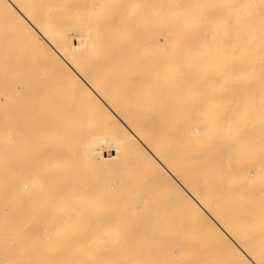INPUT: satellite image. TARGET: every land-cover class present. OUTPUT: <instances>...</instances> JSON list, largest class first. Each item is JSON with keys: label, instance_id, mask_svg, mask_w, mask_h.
I'll return each instance as SVG.
<instances>
[{"label": "bare ground", "instance_id": "6f19581e", "mask_svg": "<svg viewBox=\"0 0 264 264\" xmlns=\"http://www.w3.org/2000/svg\"><path fill=\"white\" fill-rule=\"evenodd\" d=\"M204 1L201 0L202 3ZM209 1L207 2L209 4L216 2V0ZM230 1L228 0V3L225 1L226 4L223 1L222 5L217 3L215 6H212L213 4L202 6L199 0H197L198 3L195 0H0V7L3 6L0 9L5 10V16L9 13L11 18H15V21L14 19L13 22L11 21V25L13 24L12 27L14 26L13 28L18 30L16 32L22 34V45L25 47L29 45L31 49L39 50L38 54L40 51L43 52L41 55L39 54L40 56L37 53H35L36 56L32 54L39 58L36 59L37 61L33 59L34 65L31 61H29L30 63L22 61L20 64L19 78L35 80L39 84H32L31 87L26 83L23 84L29 88L23 92L19 91L22 92L20 117L18 112L16 113V116L18 114L17 119L19 118L18 121H20V123L16 121L20 124L19 131H15L14 134L9 129V132L11 130L13 133L12 138L4 140L0 145V162L3 157L6 159L5 155L14 148L18 141L21 144H28L26 140L29 137L37 141L36 147L32 148L36 149L37 157L39 155L53 157L50 169L45 167L48 162L44 163L43 157L41 161L46 164L44 166L40 163L41 161L39 163L37 161H20L19 164L17 178L21 185L16 191V195L20 202L28 205L29 219L33 223L26 230L20 229L22 231L20 232L21 236L25 238L37 237L39 242L36 241L35 247L28 251L38 254V257L41 256L36 261H32L33 263L27 262L28 264H65L67 259L64 255L66 249L64 242L75 240L74 236L76 235L72 230V225L78 222L82 217V212L86 209L80 211V207L91 208L97 205L101 206V204L105 206L106 202L109 205L108 203L111 204L113 199L116 201L115 199L119 200L120 197L117 204L123 207L127 199L131 200L130 194L134 195L132 191L136 194V196H132L134 200L140 192H144L145 196L142 197V194H138L141 196H138L139 198L147 197L145 193L147 187L138 174L140 171L137 172L139 164H144V166L146 164L149 167L147 162L154 164L153 168L157 167L160 174L158 172L155 174L161 175L159 178L163 180H160V184L161 182L165 183L175 192V195L173 193L175 198L171 197L175 199L172 203L177 202L181 207L190 210V215H195L197 219L207 220L214 228L216 235L220 237L218 238H224L231 245L230 247L235 252H230L228 243L225 244L224 240L225 243L221 241L224 245H228L225 248H228L229 254L234 253L231 254L234 255L233 257L237 254V257L240 258L241 262L236 261L235 263L264 264V0H238L235 4H231ZM195 2L198 4L197 6H195ZM194 3L195 5H193ZM204 8L206 12H204ZM1 10L0 13H2ZM197 29L205 30L203 32H207L206 36L209 35L208 31L210 32V30L213 32L221 30L225 35L226 33L231 34V32L237 33L241 36L240 42H242V35L245 33L246 39L259 36L257 44L260 45V48L257 47L259 48V51L257 49L258 53H254L255 50L252 51L250 46L255 44L252 45L250 42L255 43L257 40L248 41L250 43V45L248 44L249 50L245 48V53L241 51L243 54L236 55V57L234 55V59L232 56H228V59L233 61L231 60V67L229 66L226 70L221 69V67H225L222 62L219 65L221 67L215 63L217 58L221 60L220 57L224 55H220L222 47L219 46L221 47L219 54L216 52L217 49L211 51L213 48L209 47V50L212 48L209 52H216L220 57L218 55L216 57V53L214 54L216 57L214 64L210 63L213 60L205 61L209 58H203V60L206 64L209 62L208 64L215 65L214 67L217 66L222 71L219 72L216 67L218 71L214 70L216 72H212L214 74L212 75L211 71L214 68H210L211 77L204 81L201 80L203 87L198 86L205 91L206 95L202 94V97L193 94L196 91L194 86L198 84L192 85L195 91L191 87L195 79L192 78L193 70L198 67L195 64L196 58H191L189 56L191 52L187 50L178 54L177 44L171 49L166 47L168 42L174 44L178 40L177 33L186 32L191 36ZM3 31L5 32V30ZM199 32L201 31H197V33ZM219 33L214 35L218 36ZM210 34L212 33L210 32ZM201 35L203 34L201 33ZM185 38H188L186 40L190 45L191 38ZM209 38L212 40L214 36ZM230 39L231 37L228 41ZM208 40L206 37L207 42H209ZM218 40L220 39L218 38ZM193 41L194 45L196 40ZM199 41L204 40L200 39ZM244 42L247 43L245 40ZM218 43L220 42L218 41ZM218 43L216 44L218 45ZM226 44L228 43L226 42ZM8 45L9 43H5L0 35V78L10 77L11 67L14 63ZM195 46L197 47V45ZM245 46L247 47V45ZM245 46L239 45V49L243 50ZM226 47L228 48V46ZM189 48L191 49L190 46ZM204 51L208 52L205 49ZM200 53L202 54V51ZM16 54L17 52L15 58ZM179 55L182 57H178ZM25 57L26 55L22 56L27 59ZM46 65L50 67L49 73L56 75L52 78H62L63 81L75 80V84L79 83L80 87H78L81 89L84 99L83 104L86 105L87 110L90 108L94 112H103L105 116H108V118L104 117V120L107 119L114 131L113 142H116L118 146L111 143V147H105L103 150L105 158L101 161L97 159L100 162L96 163L93 161L96 160L95 158L91 160L85 156L84 152L87 147L91 148L90 146L96 143L94 142L95 137L92 135L94 137L92 138L89 135V127L83 123L84 121H78L77 117L76 119L73 117L72 113H75L77 109L75 112L72 111L75 103L73 98L61 94V91H57L58 88L53 85L54 88L49 86L53 81H51V75H49L50 77L46 76L47 67L44 70ZM203 65L205 64L203 63ZM258 65L260 68H257ZM48 80L50 83L47 82ZM7 82L1 83L0 86L5 88ZM21 87H23L22 84ZM4 88L3 90H5ZM8 88L10 89V87ZM79 88L74 89L79 91ZM200 89L197 90V93ZM70 92L72 93V91ZM6 95L9 98L8 94ZM5 96L3 95V97ZM7 98H3V101ZM7 106H10L8 102L6 109ZM1 107L5 111V107L3 105ZM9 110H7V114ZM48 117L50 122H47ZM107 127L105 128L107 129ZM45 132L51 134L49 135L51 139L47 141L51 145L48 148L45 147L46 149L42 148V143H39L43 138L40 135ZM107 134L109 135V133ZM66 135L69 136L70 142L66 141L69 139L65 137ZM56 140L67 142L69 150H67V146L64 147L65 144H60L62 142L57 144ZM24 141L26 143H23ZM107 142L106 145L109 144ZM117 147H120V150L113 152V149ZM72 148H75V151L84 149L81 150L83 158L78 152L77 154L73 153ZM95 148H92L94 153ZM91 153L88 152L90 155ZM73 156L79 157L75 159ZM68 164L71 165L69 170L66 167ZM85 164H88V169L91 172L92 165L100 169L106 167L108 171L110 168V172L103 176L96 174L97 179L89 181V177L93 174L89 172L91 175L87 174L86 170L82 175ZM7 167L5 169L9 170ZM145 168L147 171V167ZM157 169L155 168V170ZM49 170L62 176L68 174L69 181L67 179L66 181H68L69 190L54 191V193L47 191L46 188H49L50 184L47 185L43 177ZM103 170L105 171V169ZM98 171L101 170L98 169ZM260 171L262 174L259 175ZM83 176L86 177L84 182L82 181ZM12 178L13 175H9L7 179L10 182L13 180ZM148 178L146 177L147 182H150L155 176L153 175L150 180ZM23 179L26 181L23 182ZM59 179L58 183H60ZM152 181L153 184L155 181ZM24 185L30 186V188L24 189L26 187ZM148 185L150 186V184ZM94 187L101 190L102 193L99 197V194L95 193ZM108 190H113L111 192L115 190L114 193L120 191L121 194L118 193L117 196L114 195L110 199L114 193H109ZM127 190L131 193L128 196L127 192V196H125L128 198L124 200L123 198L126 197L123 194ZM97 192L100 191L97 190ZM103 192L111 194L108 198L110 201L112 200L111 202L107 200L106 196L102 197L103 201H101L100 197L105 194ZM145 200H149V198H144V202L139 199L137 203H133L131 200V204H135L136 208V204L141 207L143 204L146 206L145 203L148 201L145 202ZM153 202L149 200L148 204L151 203L150 205L153 206L155 205ZM126 204L128 203L126 202ZM167 204L165 203V205ZM165 205L163 204V206ZM114 206H117L116 203ZM42 222L44 227L40 226ZM67 224H71V226L65 228ZM231 255L229 256L232 257ZM8 260L10 259L8 258Z\"/></svg>", "mask_w": 264, "mask_h": 264}, {"label": "rangeland", "instance_id": "374dc122", "mask_svg": "<svg viewBox=\"0 0 264 264\" xmlns=\"http://www.w3.org/2000/svg\"><path fill=\"white\" fill-rule=\"evenodd\" d=\"M195 1L197 2V0H195ZM219 1H221V0H219ZM219 1L216 0V2L214 1V2H211L209 4L205 0L203 3L206 2V4L203 5V3L201 2V0H199V2L202 3V6H207V4H208V6H211L212 4H213L212 6H215L217 3H218V5L219 4L222 5L221 3L223 1L224 2L227 1V3H228V0H222L221 2H219ZM237 1L238 0H231L230 3L231 4H235ZM195 3L193 5H195ZM197 3H196L195 6L198 5ZM225 4H226V2H225ZM1 7L3 8V6H1ZM205 8L203 9V10H205L204 12H206V9ZM4 11L5 10L2 9L1 10L2 13H0V15H1L0 16V32H1L0 35H2V38H3V40H4L5 43H9L8 47H9L10 53L12 52L11 53V57H12V60H13L14 63L12 64V67H11L12 70H11V73H10L11 74L10 77L0 78L1 81H2L1 83L8 81L7 82L8 85L6 84L7 87L6 86H5V88L3 87L5 90H3L2 86H0V113H1V111L4 112V115H3V112L1 113L2 115L0 114V120H1L0 121V124H1L0 125V141H1L0 142V145L2 144V142L4 140H6L8 138H12V135H13L12 132H14V134H15V131H17V130L19 131V127L18 126L20 125L19 124L20 121H18L19 118L17 119V117H18L19 112H21L20 110H21V104H22V102H21L22 101V99H21L22 92L25 91L26 88H29V87L33 86L32 84H34V85H35V83L36 84H39V82H37L35 80H32L33 81L32 82L30 79H27L26 80V78H23V77H20L19 78L20 74H18V73H20V69H21L20 68V64L22 63V61L23 62L26 61L28 63H30L29 61H31V63L33 64V61H34L33 59H35V60L36 59H39L38 57H35L38 54L37 52L39 50H37V49L34 50L32 48L35 51L34 52L31 49V47H29V45L28 46L26 45L29 49L32 50V51L31 50L29 51V49L27 47H25V45H22V40H21V38H23L22 37V34H20L19 32H16L18 30L17 29L15 30V28H13L14 26L12 27L13 24L11 25V23L13 22L12 20L14 19V21H15V18L13 17V15H12L13 18H11V16L8 15L9 13L7 14V11H6V14L8 16L7 15L5 16V12ZM197 16H199V15H197ZM4 17H5V19H4ZM14 25H15V27L17 26L16 23ZM1 26H3L2 29H1ZM8 28L12 32H10L8 30ZM3 30H5V32L7 34ZM13 30H14V32H13ZM197 31H201V32L197 33ZM197 31L193 32L196 35L192 33L193 35H191V36H190L189 33H186V32H181L180 33L179 32V33L176 34V37H178V40H176V42L174 44H173V42H168L167 43L168 45L165 44V43H162V44L163 45L164 44L167 45L166 46L167 49H171V48L175 47V44H177L176 45L177 46L176 49H177L178 54H182L184 50H187V51H190L191 52L192 55L191 54L189 55L191 58H193V59L196 58L195 59L196 60L195 61V64L198 65V67H195L194 70H193V72L195 73V71H196V73H198V74L196 75V73H195V75H194V73H193L192 78L193 79L195 78V79L193 81V79L191 78L192 81H193V83L191 84V87L194 89V91H195V88H196L195 93H193L194 95H196V96L197 95H200V97H202L203 95L204 96L206 95L205 94V91H204L203 88H201V89L198 88V86L203 87V84H201V83H203L202 81H204L205 79L211 77V74L214 75L212 73V72H214V70H217L218 69L219 72H221L222 71L221 69L226 70V69L229 68V66L231 67V64L230 63H232V61H233L232 59H234V57H236V55L237 56L238 55L241 56L243 54L241 51H243L245 53V51H244L245 48L249 50L250 43L252 45L255 44L254 46H256V47L250 46L252 48L251 49L252 51L255 50L254 53H258L259 48H260V45L257 44L258 43V40H259V38H258L259 36L258 37H253L252 36V38L247 37L248 39H246L245 38L246 37L245 36L246 33L244 35L241 34L242 35V42H240V39L239 38H241V36H240V34L238 35L237 33L231 32V34L230 33L229 34L226 33V35H225V34H222V31L221 30L220 31L216 30L214 32L210 30V32L212 34H210V32L208 31V34L209 35L206 36L207 32H205L206 34L203 32L205 30H203V29H199L198 30L197 29ZM182 33H184L185 35L182 34ZM201 33L203 34V35H201L202 38L204 37L203 39L200 38L201 37L200 36ZM218 33H219L218 36L217 35H214V34H218ZM5 34H6V36H5ZM18 34H20V35L18 36ZM182 35H184L183 36L184 38L182 37ZM223 35H225V36H223ZM195 36L196 37L198 36V37L196 38ZM211 36L212 37L214 36V38L218 37L220 40H218V38H216V39L212 38V40H211V38H209ZM233 36H234V38H233ZM185 37H190L191 38V40L189 41L190 42V45H189V43L186 40L188 38H185ZM206 37H207V39H209L208 40L209 42L206 41ZM226 37L228 39H229V37H231V39L228 41V39ZM19 38H20V40H19ZM198 38H199V40L201 39V40H204V41H199ZM221 38H225V39H221ZM192 39L193 40H196L194 45H197V47H200L199 49L196 46L194 47V45H193L194 41ZM235 39L236 40H239V41H236ZM183 40H184V42H183ZM244 40L247 41V43L244 42L245 43L244 44L243 43ZM250 40L253 41V42L256 41V40L257 41L255 43H252V42H250ZM177 41H178V43H177ZM218 41L220 43H218ZM186 42H187V44L185 45ZM201 42H205V43H201ZM211 42H213V43H211ZM226 42L228 44H226ZM196 43H198L199 45L196 44ZM216 43H218V45ZM229 43L231 44V48H230V44ZM20 44L22 45V47H21ZM201 44H202V46H200ZM206 44H208V45H206ZM209 44H211V45L209 46ZM212 44H215V45L212 46ZM238 44L239 45H242V46L247 45V47L245 46L243 48V50H240ZM12 45H13V47H12ZM17 45H18V47H17ZM216 45L218 47L221 46L222 47V50H221V47L218 48ZM169 46H171V47H169ZM189 46L191 47V49L189 48ZM223 46H224V48H223ZM226 46H228V48ZM258 46H259V48H257ZM192 47H193V49L196 48L198 51L196 49L193 50ZM209 47H212L213 48V49L211 48L212 50L210 49L211 51H213V50L216 51V49H217L218 51H216V52H218V54H219V49L221 50L220 55L224 54L221 57L215 51L214 52L216 53L215 56L217 57V55H218V57H220L222 61L219 58H217V60L219 59V62L217 60L216 61L214 60L216 58L214 56L215 53L209 52L210 51L208 49ZM163 48H165V47L163 46ZM186 48H188V49H186ZM204 49L206 51H208V52L205 53ZM257 49H258V51H257ZM147 51H150V50H147ZM201 51H202V54L200 53L201 54L200 55L199 52H201ZM239 51H240V53L237 54V52H239ZM16 52H17L16 55L18 57L16 56V58H15L14 56H15V53ZM21 52H23V53L21 54ZM28 52H30L29 53L30 55L27 54ZM41 52L42 51H40V53H39L40 55H41ZM231 52H232L233 55L231 54ZM35 53H37V54L35 55ZM32 54H34L35 56L32 55ZM208 54H210V55H208ZM23 55L24 56L26 55L25 58H27L29 60L22 58ZM229 55L232 56V59L229 58L230 60L228 59V56ZM180 56L182 57V55H179L178 57H180ZM198 56H199V58H198ZM19 57H21V58H19ZM201 58H202V60H201ZM203 58H205V59L209 58L208 60H205L206 62L207 61L210 62V60H213V61L210 62V63H213L215 61V63L218 64V65L216 64L217 66H219L220 63L222 62L223 64H225V65H223V67L224 66L225 67L222 68L221 66H219V67H221V69H220V68H218L216 66L217 67V69H216V67H214L215 65L212 66V64H208L209 62L206 64V62L203 60ZM198 62H199V64H198ZM200 63H202V64H200ZM203 63L206 65L205 68H204L205 65H203ZM34 64H35V62H34ZM227 65H228V67H227ZM46 67H47V65L44 67V70H45ZM207 67H208V69H206ZM212 67L214 69L211 71V74H210V68H212ZM49 68L50 67H47V69L45 70L46 76L51 75V73H49ZM257 68H260V66L257 67ZM197 69L198 70L200 69V70L198 71ZM203 69H205V70H203ZM51 70H52V68H51ZM200 71H202V72H200ZM203 71L205 72V74H202L203 75L202 76L201 73H204ZM199 72H200V75L201 76L199 75ZM47 73H49V74H47ZM52 74H53V71H52ZM53 76H56V75L55 74L51 75V79L52 80L51 79L50 80L53 81V82H55V83L52 82V84H51L49 80L47 82H49L50 85L47 82H44V81H42V83L48 84L51 87L54 86L55 88H58V90L57 89H54V90H57V91L60 90L61 91V94H64V95L66 94L67 96H70L71 98H73V100H74L75 103H74V108H73L74 110H72V111L75 112V109L76 108L78 109V110L76 109V112H75L76 114L75 113H72L73 117L75 119L77 117L76 120H78V121H80V120H81V122L84 121L83 123L85 125H87L89 127V130H90V131H88V132H90V134L89 133L88 134L90 136L93 135L95 137V141L94 142H96V143L94 145H95L96 148L94 147V145L93 146H90L91 148L87 147L86 151L84 152L85 153V156L87 158H91V160H93V158H95L96 160H93V161H95L96 163L99 160L101 161V159L105 158V156H103L104 155V151L103 150L105 149V147L106 148L108 146L111 147V145H112L111 143H113V145L116 144V142L115 143L113 142V138H112V134L114 133V131L111 129L110 124L108 123L107 119L104 120V117L105 118L106 117L108 118V116L107 115L105 116V113H103V112L95 111L96 112L95 113L94 110L92 111L90 108H88V110H87L86 105L83 104L84 103V99L82 98V93H81V89L79 88L80 87L79 86V83H76L75 84L74 83L75 80H65V81H63L62 78L56 79L55 77L52 78ZM198 80L199 81L202 80V81L199 82ZM197 82H199V83H197ZM20 83L22 84L23 87H21V84ZM24 83L28 84L29 87L26 86V85H23ZM72 84H73V86H72ZM193 84L194 85L198 84V85L194 86ZM70 85H71V87H70ZM56 86H58V87H56ZM8 87H10V89ZM74 88H79V91H78V89H74ZM198 89H200L198 91L199 94L197 93V90ZM20 90L22 92H19ZM74 90L75 91L77 90V93L76 94H75V91ZM70 91H72V93ZM6 94H8V97L9 98H7V95ZM3 95L4 96L6 95V96L3 97ZM3 98L4 99L7 98V100H4L3 101ZM7 102H8V104L11 107L10 106H7V109H6ZM1 104L3 105V107H5V111H4V108L1 107L2 106ZM75 104H76V107H75ZM18 106H20V107H18ZM7 110H9L8 112L10 114L9 113L7 114ZM17 112H18V114L16 116V113ZM83 115H85V116H83ZM99 115H101L102 117L99 116ZM19 117H20V114H19ZM79 117H80V119H78ZM82 118H84L85 120L82 119ZM16 121L19 122V123H17ZM47 122H50L49 117L47 119ZM93 123L94 124L97 123L99 125H96L95 124L96 125L95 126ZM107 123H108V125H107ZM15 125H17V126H15ZM91 126H92V128H91ZM93 126H94V129H93ZM100 126H101V128H100ZM102 126H103V128H102ZM104 126L105 127L109 126V127H107L108 130ZM9 129L12 130V132L10 130L11 134L9 132ZM95 129L97 130V132H96ZM6 131L9 132L8 133L9 134L8 137H7L8 134H7ZM107 133H109V135ZM49 135H51L49 132H45L44 134H41L40 135V136H43V138H41L42 140L40 142L39 141L38 142L39 143H42V145H43L42 148L43 147L44 148L45 147L48 148L51 145V143L47 142L48 139H51V138H49ZM106 135H108V137H106ZM90 136H89V138H91ZM93 136H92V138H94ZM65 137H67V139L69 138V136H67V135ZM33 140H34L33 138L31 139L29 137V139L26 140L28 142V144H21L18 141L17 143H15L16 145L14 146V148L10 149V151L8 152V154L5 155L6 156V159L3 157L1 159V162H0L1 163V165H0V203H1L0 204V206H1L0 207V215L2 217L5 216L4 218H2L0 216V259H1L0 264H2L3 262H4L3 264H21V263L22 264H28L27 262H30L31 261L30 263H33L34 261H36L37 258H41L40 255L38 257L37 256L38 254L28 251V249H30L32 247H35V245L37 244L36 241L39 242L38 239H37V237H35V238L34 237H31L32 238L31 239V238H25V237L21 236V232L22 231L20 229L26 230V229L30 228L33 223H32V220L29 219V216H30L29 213L30 212L28 210V205L26 203L20 202L19 201L20 199L16 195V191L19 189V187L21 185V182L18 181L19 179L17 178L20 161H31V162L32 161L33 162L34 161L35 162L37 161L39 163L41 161V158L43 157L44 160L42 159V161H44V163H47V162L48 163H47V165L46 164H43L42 161L40 163H42L43 166L46 165L45 167L48 168V169H50V167H51L50 165L52 163L53 157L52 156H49V155H45V156L39 155L37 157L38 154H35L36 149H32V148L36 147L37 141L34 140V144H33ZM102 140H104V141H102ZM26 141H24L23 143H26ZM66 141L67 142H70V138L68 140H66ZM60 142H62V143H60ZM64 142H65V138H64ZM106 142L109 143V144L106 145L105 144ZM58 143H60L62 145L65 144L64 147H66L68 145V143H67V145H66V143H63V140L57 141V144ZM116 146H118V144H116ZM64 147H63V149H66ZM92 148H95V153H94V151H92ZM67 150H69L68 146H67ZM72 150L74 151L73 153L76 152V154H77V152H78L79 154H81V150L83 151L84 149H81L80 151H78V150L75 151V148H72ZM87 150L90 153L93 152V153H91L92 156L90 154H88ZM118 150H120V147L114 148L113 149V152H116ZM101 151H103V152H101ZM10 154H11V156H10ZM78 157L79 156H73V158H75V159H77ZM81 157L83 158V154H81ZM97 159H99V160H97ZM12 164H13V166H12ZM147 164L149 165V167L146 164H145V166H144V164H139L138 165L139 167H137L138 168V171L137 172L140 171L138 174H140V177H141L142 182L144 181L143 183H144L145 187H147L146 188L147 190L145 191L147 197H144V198H147V199L149 198V200L154 201L155 202V205L152 206V205H150L151 203L148 204L149 203V200H145V202L148 201V202L145 203L146 206H144V204H143V206L141 207L140 205L136 204V206H137V208H136L135 207V204L134 205H132V204L134 202L137 203V201L139 202V199H141L144 202V198L143 199L142 198H139L141 196L138 195V194H142V197H143V196H145V195H143L144 192L143 193L142 192H140V193L136 192V193H138L137 194V197H136V200L139 198L136 201V200H134V198L132 199V196H134V195L136 196L135 192L132 191V193L134 194V195H132V194H130L131 191L128 192V190H127L126 192H124L125 194H123V196H125L126 193L128 192L127 194H128V196L130 194V197L129 198L132 200L133 203L131 204V200L129 201L127 199L128 197H126L127 196L126 195L125 196L126 198H123L122 197L124 200L127 199L125 202L122 201V202H124L123 207L121 205L118 206L119 204H117V203H118V201H120L121 197H120V195H118V197H120V199L117 200L118 198L116 197L117 196L116 194H118V193L121 194L120 191H118V193L117 192L114 193L115 190H114V192H111L113 190H108V191H110L109 193H114V194H112V196H110L111 194L109 195V193H107L108 194V196H107V194L105 192H103L105 194H104V196L102 194V196L100 197V199L102 197L105 198V196H106L107 200L110 201L108 199L109 196H110V199H112L111 197H113L114 195H116L115 197L117 199H115V200L117 202L114 201V199H113V201L111 200L112 202L111 201L110 202H111V204L115 202L117 206H114L115 203L113 204V206H111L110 203H108L110 206L107 205L106 204L107 203L106 202V199H104V202H106L105 203V206H104V204H101V206H98L97 205L96 207H91V208H89V207H82L81 208L80 207V211H83L84 208H86V209L82 212L83 213L82 214V217L78 220V222L75 225H72V227H73L72 230H73L74 234L76 235V236H74L75 237V240L74 241H71V242H69V241H65L64 242L65 248H66L65 251H64V255L66 256V259H67L66 262H65V264H238L239 261L241 262L240 258L237 257V254L235 255L236 258L233 257L234 255H231V254H234V253L229 254V251L228 250H230V252L231 251L232 252L234 251L230 247L231 245H229V243L226 242L224 240V238L223 239L222 238L219 239L220 237L218 235H216L214 228L208 223L207 220H205L204 218L203 219H199V218L197 219V218H195V215H190V213H191V212H189L190 210H187L183 206L181 207L179 205V203H177V202L175 204H174V202L172 203L173 199L175 198L174 197L175 192L173 191V189L169 188V186L166 185L165 183L163 184L161 182V184H160V180H162V178H159V177L161 175H156L155 174L157 172L159 173L157 167H155L157 169V170H155V168H153L155 166L154 164H152L150 162H147ZM5 166L6 167L8 166L7 169L9 168V170H6L5 169L6 168ZM66 167H67V170H69L70 167H71V165L68 164ZM94 167L95 166H93V165H92V168L90 167V169L92 170V172H91L88 169V164H85L83 166L82 175L84 174V171L87 170V174L91 173V174H93L92 176H94L93 178H91L92 176L89 177L90 178L89 181L92 180V179H97V177H98L97 175L103 176V175H106L107 173L110 172V168H109V171L107 170L106 167L103 168L106 171V173H105V171L103 169H100L99 167H95V168ZM145 167H147L148 173L145 170L146 169ZM151 167H152V169H151ZM98 169L101 170V171H98ZM4 170H6L8 172H6ZM111 170H112V168H111ZM114 172H115V170L113 171V173ZM152 172H153V174H151ZM260 172H258L259 175L262 174V172L261 173ZM144 173L146 174L145 176L147 178L148 177H150V178L152 177L153 178V175H154L155 178L153 179V181H155V182H153L152 180H150V178H148V180H150V182L149 181L147 182L146 177L144 175H142ZM258 173H255V174L257 175ZM87 174H86V177L88 176ZM91 174H89V175H91ZM4 175H5V177H4ZM9 175L10 176L13 175V178H12L13 180H11L10 182L7 179V178H9ZM68 176H69L68 174H66V175L64 174L62 176V175H59L56 172L52 173V171H50V170L48 172H46L44 174V177H43L44 180H45L44 182H47V185L50 184L49 185L50 187L47 186L49 188H46V189H48L47 191L54 193V191H61V192H63V191L69 190L68 189L69 187L67 186V183L69 181V177ZM143 176H144V178H143ZM86 177H84L82 179V181L83 180L85 181L86 180ZM156 177H158V178H156ZM58 179H59V181H60L61 184L57 182ZM66 179L68 181H66ZM25 181L26 180L23 179V182H25ZM151 181L153 182V184L151 183ZM157 181H159L158 182L159 184L156 183ZM86 183H87V181H86ZM145 183H147V184H145ZM56 184H58V186H55ZM97 184L99 185V183H97ZM148 184H150L151 187ZM29 185H30V183H29ZM45 185H46V183H45ZM24 186H26V185H24ZM61 186H63V187L61 188ZM54 187H56L58 189H55ZM96 187H94L93 189H94L95 193L99 194L98 195V197H99L101 195L100 193H102V192H101L100 189H95ZM29 188H30V186L24 187V189H29ZM168 188H169V190H168ZM44 189H45V187H44ZM97 190H99L100 192H97ZM168 191H170V192H168ZM171 191H172V193H171ZM165 192H167V193H165ZM122 193H123V191H122ZM173 193H174V195H173ZM171 197H174V198L172 199ZM157 198L160 199L161 202H160V200L159 201L156 200ZM164 199H166L165 202H164ZM101 201H103V200L101 199ZM126 202L129 205L126 204ZM156 202H158V203H156ZM162 203L164 205H165V203L166 204L168 203L169 205L167 204V205H165L167 207H165V206H163ZM147 204L149 205V207H148ZM132 206H134V207H132ZM139 206H140V208H138ZM26 209H27V211H26ZM188 212H189V214H188ZM28 225H30V226H28ZM40 226L44 227L43 222L40 224ZM70 226H71V224H67V227H65V228H68ZM44 232L46 233L47 231L45 230ZM15 233H16V235H13ZM2 234H3V236H2ZM102 237L104 239H101ZM33 239H34V241H33ZM221 241H223L225 244L228 243L229 247L232 250L230 248L229 249L228 248H225L228 245H224V243L221 242ZM34 243H35V245H34ZM223 245H224V247H223ZM18 246H19V248H18ZM23 246H25V247H23ZM24 248H25V250L27 249L26 251L28 253L25 250H23ZM21 251H23L24 254ZM17 254H19V255H17ZM41 255H43V254H41ZM229 255H231L232 257H230ZM8 258L10 260H8ZM233 258H235L234 261H233ZM236 261H238V262L235 263Z\"/></svg>", "mask_w": 264, "mask_h": 264}]
</instances>
